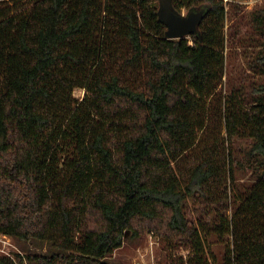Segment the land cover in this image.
Wrapping results in <instances>:
<instances>
[{
  "label": "trees",
  "instance_id": "obj_1",
  "mask_svg": "<svg viewBox=\"0 0 264 264\" xmlns=\"http://www.w3.org/2000/svg\"><path fill=\"white\" fill-rule=\"evenodd\" d=\"M238 1L170 0L206 12L168 38L157 0H0V234L46 245L0 264H117L127 230L217 264L207 226L231 239L221 264H264V3L249 13L261 80L217 93Z\"/></svg>",
  "mask_w": 264,
  "mask_h": 264
},
{
  "label": "rangeland",
  "instance_id": "obj_2",
  "mask_svg": "<svg viewBox=\"0 0 264 264\" xmlns=\"http://www.w3.org/2000/svg\"><path fill=\"white\" fill-rule=\"evenodd\" d=\"M160 4L159 0H157ZM241 7L237 14H231V7L226 8L227 14L224 22L225 43H224V75L217 93L220 102L226 101L230 95H243L252 90L253 86L261 80L256 70L249 67V59L258 49L254 28L249 21L250 11L263 4L264 0H239ZM178 11V10H177ZM181 14L186 15L188 10L182 8ZM73 95L81 98L84 89L76 87ZM243 146V142L240 143ZM242 157V151H239ZM235 184L244 188L253 180L249 169L240 165L234 168ZM233 212V205L226 211L227 215ZM198 216V215H197ZM200 221L206 225L208 219L200 217ZM200 226V225H199ZM207 260L217 264L223 261V254L227 247L231 246L229 236L219 237L214 234L209 226L202 231ZM46 245L39 242H26L8 235L0 234V253L14 255L16 252L43 251ZM109 261L117 264H194L193 254L190 249L182 247L178 251H170L166 245L152 232L145 230L137 236H132L129 230L124 235L123 245L113 251L108 257Z\"/></svg>",
  "mask_w": 264,
  "mask_h": 264
},
{
  "label": "water",
  "instance_id": "obj_3",
  "mask_svg": "<svg viewBox=\"0 0 264 264\" xmlns=\"http://www.w3.org/2000/svg\"><path fill=\"white\" fill-rule=\"evenodd\" d=\"M158 14L166 25L168 38L187 37L198 31V24L206 12V6H197L181 14L171 6L170 0H159Z\"/></svg>",
  "mask_w": 264,
  "mask_h": 264
}]
</instances>
